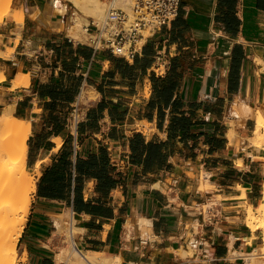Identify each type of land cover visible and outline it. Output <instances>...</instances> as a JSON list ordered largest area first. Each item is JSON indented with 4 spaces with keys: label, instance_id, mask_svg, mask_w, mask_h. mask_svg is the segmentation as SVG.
<instances>
[{
    "label": "crops",
    "instance_id": "crops-1",
    "mask_svg": "<svg viewBox=\"0 0 264 264\" xmlns=\"http://www.w3.org/2000/svg\"><path fill=\"white\" fill-rule=\"evenodd\" d=\"M59 1L13 0L0 24V114L30 122L36 184L17 259L57 264L72 232L98 264H264L250 256L262 230L247 224L264 197V152L250 143L264 0H181L131 60L71 37Z\"/></svg>",
    "mask_w": 264,
    "mask_h": 264
},
{
    "label": "bare ground",
    "instance_id": "bare-ground-1",
    "mask_svg": "<svg viewBox=\"0 0 264 264\" xmlns=\"http://www.w3.org/2000/svg\"><path fill=\"white\" fill-rule=\"evenodd\" d=\"M0 1L5 2L7 12L4 15V18L6 19L7 17H9V9L12 5L13 0ZM62 1L69 2L74 8L73 17L71 19L72 24L69 26V35L75 39L80 40L83 39V32L89 25L91 19H93L97 24L103 20L106 14V7L108 2V0L106 2L103 0ZM118 6L122 7L124 10L130 13L132 1L119 0ZM66 8L67 4H64V9ZM23 16L24 12L20 10L16 13L15 19L21 21L23 20ZM0 22H2V20H0ZM3 79L4 76L0 74V80ZM21 82L22 81L17 80L14 82L13 86H19ZM83 95H85V93H83L82 96ZM235 111L245 118L253 115V108L244 102H241L240 105L238 104V106L235 107ZM30 132V122L15 117L11 108L5 109L0 114L1 264H16L18 240L22 234V231L27 222V218L30 214L32 204L31 194L36 190V184L34 183L32 178H30L29 172L27 170L26 161L27 142L30 136ZM250 143L251 145L261 149L264 152V113H257L256 129L254 132V136L252 138L250 137ZM240 162L239 164H242ZM247 224L252 231L262 230L263 232L262 247L260 249H255L250 256H253L254 258L255 256L264 257V197L262 203L258 208L254 209L252 206L249 207ZM62 225L63 221L62 224L57 223L58 229L61 230L64 226ZM69 238V246L62 248V250H60V253L56 257L57 264H68L69 262L78 264H98L97 261L100 255L93 253L85 254L86 252H79L72 240V232H70Z\"/></svg>",
    "mask_w": 264,
    "mask_h": 264
},
{
    "label": "built area",
    "instance_id": "built-area-1",
    "mask_svg": "<svg viewBox=\"0 0 264 264\" xmlns=\"http://www.w3.org/2000/svg\"><path fill=\"white\" fill-rule=\"evenodd\" d=\"M131 1L130 13L118 6L119 0H108L103 20L97 24L91 19L84 32L90 35L95 50H107L124 59H134L147 38L178 17L181 5V0ZM158 70L154 72L158 73ZM74 113L77 121L78 108Z\"/></svg>",
    "mask_w": 264,
    "mask_h": 264
},
{
    "label": "rangeland",
    "instance_id": "rangeland-1",
    "mask_svg": "<svg viewBox=\"0 0 264 264\" xmlns=\"http://www.w3.org/2000/svg\"><path fill=\"white\" fill-rule=\"evenodd\" d=\"M12 8H13V1H12V5H11V7H10V9H9V11H10V13H9V17H10V15H11V13H12ZM68 11H69V15H70V17L72 16V14H73V11H74V8H73V6H71V4H68ZM6 12H7V10H6V5H5V2L4 1H0V20H2V22H0V24H2L3 22H4V20H8L9 19V17H7L6 19L4 18V15L6 14ZM18 12V11H17ZM16 12V13H17ZM15 18H16V14H15ZM18 21V20H17ZM22 21V20H21ZM146 36H147V34H145ZM148 127V126H147ZM29 175H30V178H32V180L33 181H35L34 180V176H33V174H31L30 172H29ZM35 183V182H34ZM33 194V193H32ZM32 194H31V197H32ZM66 221H65V226H64V229H66V231H67V233H69V230H70V225H69V216H66V219H65ZM262 235H263V232H262ZM258 257H260V256H258ZM262 257V256H261ZM264 260V258L262 257L261 258V261H263ZM1 264V263H0ZM16 264H21V261H19L18 259H17V255H16Z\"/></svg>",
    "mask_w": 264,
    "mask_h": 264
}]
</instances>
